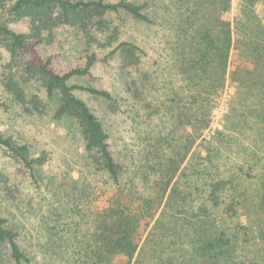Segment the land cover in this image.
I'll return each mask as SVG.
<instances>
[{
  "label": "trees",
  "instance_id": "trees-1",
  "mask_svg": "<svg viewBox=\"0 0 264 264\" xmlns=\"http://www.w3.org/2000/svg\"><path fill=\"white\" fill-rule=\"evenodd\" d=\"M176 1L180 14L175 20L166 15L171 79L150 101L140 83L128 89L133 141L120 155L103 123L76 96L87 92L118 106L110 92L74 82L90 74L96 57L60 74L38 48L63 26L87 34L103 30L110 13L149 25L154 0H0V47L9 53V70L57 94L56 116L73 119L84 140L81 168L62 171L50 190L67 205L27 211L24 203H4L7 195L0 196V264H112L116 256L125 264H264V256L247 261V246L264 244V158L245 143L251 129L264 143V0H237L234 19L232 0ZM161 9L170 12L164 2ZM23 21L27 32L11 26ZM115 50L125 68L145 73L144 47ZM230 89L227 112L213 127ZM8 91L24 102L13 80ZM0 145L35 180L36 170L48 164L9 138L0 136ZM241 209L255 216L246 225Z\"/></svg>",
  "mask_w": 264,
  "mask_h": 264
},
{
  "label": "rangeland",
  "instance_id": "rangeland-1",
  "mask_svg": "<svg viewBox=\"0 0 264 264\" xmlns=\"http://www.w3.org/2000/svg\"><path fill=\"white\" fill-rule=\"evenodd\" d=\"M106 1L117 3L120 0ZM128 1L141 3L143 0ZM154 2L156 9L149 15L152 19L149 25L122 11L110 13L106 17V26L103 30L87 34L76 28L63 26L55 31L50 44L38 48L39 54L44 59H50L52 68L60 74L68 73L75 68H84L90 58L96 57L90 74L76 78L74 82L110 92L114 99L118 100V106L115 107L113 103L93 97L87 92L77 91L76 96L82 99L103 123L110 135L112 149L120 155H124L125 147L133 141L130 119L125 114L130 109L129 103H134L130 99L128 89L131 87L134 89L135 82L140 83V87L146 93L145 97L150 101L152 100L150 98L161 97L167 81L171 79L170 68L173 60L170 58L167 45H171L169 41L172 33L170 26L166 24V15L175 20L180 12L177 13L176 0ZM163 2L170 8V12L166 14L161 9ZM262 8V5L257 7L259 13ZM236 13L237 0H232V19ZM8 16V13L3 14L4 19H8ZM11 26L16 31H28V24L24 21ZM130 43L144 47L148 53L141 66L145 71L143 74L137 73L135 69L125 68L120 51L115 50L119 45ZM9 57L6 49L0 47V136L11 139L17 146L28 147L31 159L44 155L48 164L36 170L35 180L30 177L28 170L25 172V167L19 164L13 153L0 145V196L7 195L8 202L4 203H24L23 209L27 211L39 212L52 205H67L66 199L57 202L50 190L61 181L62 171L81 168L78 159L84 155V140L73 119L56 116L59 96L47 95L37 81L23 83L14 76L9 70ZM12 80L22 89L24 102L18 101L8 91L9 82ZM232 92L233 89L226 91L222 104L215 111L213 127L220 126V120L227 112L228 94ZM245 136L247 147L257 156L264 158V143L260 131L247 130ZM239 214L242 225L255 218L253 215L246 216L242 209ZM34 223L35 221L29 218L28 231H33ZM81 234L82 232L75 233L77 238H80ZM259 256L260 258L264 256V244L250 243L247 246V261L257 260ZM40 259L41 257L38 258ZM112 264H125V260L121 256H116Z\"/></svg>",
  "mask_w": 264,
  "mask_h": 264
}]
</instances>
